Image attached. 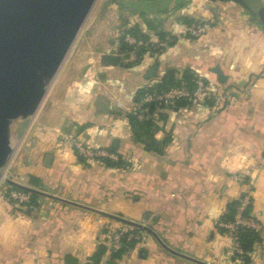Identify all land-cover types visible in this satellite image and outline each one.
I'll use <instances>...</instances> for the list:
<instances>
[{"label":"crops","instance_id":"1","mask_svg":"<svg viewBox=\"0 0 264 264\" xmlns=\"http://www.w3.org/2000/svg\"><path fill=\"white\" fill-rule=\"evenodd\" d=\"M181 1L187 3L167 0L163 11L128 14V24L155 39L182 34L186 20H206L211 28L204 36L179 35L155 57L129 66L117 26L91 56L61 68L7 166L11 180L39 194L34 208L6 200L0 184V264H92L96 255L107 264H202L167 250L157 236L204 264H245L218 225L228 205L244 196L261 235L248 264H264V26L235 2ZM105 52L121 54L128 66L103 64ZM155 60L157 75L172 68L180 78L191 70L223 89L226 100L156 107L153 135L133 128L129 110L136 91L153 81L146 73ZM216 65L227 75L224 84L211 71ZM71 136L106 149L117 138L112 149L127 166L80 156ZM114 216L157 236L141 228L145 236L112 259L111 231L127 223Z\"/></svg>","mask_w":264,"mask_h":264},{"label":"water","instance_id":"2","mask_svg":"<svg viewBox=\"0 0 264 264\" xmlns=\"http://www.w3.org/2000/svg\"><path fill=\"white\" fill-rule=\"evenodd\" d=\"M96 1L0 0V180L14 155L19 125L31 120L39 110ZM258 16L264 26V7L259 9ZM140 54L141 50L135 53L137 58ZM100 60L109 66H128L118 53L105 52L101 54ZM158 66V60L150 65L147 79L157 76ZM211 71L216 74L218 83L226 82L227 75L220 65L212 67ZM118 141L115 138L111 147L117 149ZM8 182L36 191L11 179ZM53 197L74 206L101 212L70 199ZM114 217L157 236L142 224ZM157 239L172 253L204 264L172 250L159 236ZM104 248V244H100L98 254L101 255Z\"/></svg>","mask_w":264,"mask_h":264},{"label":"built area","instance_id":"3","mask_svg":"<svg viewBox=\"0 0 264 264\" xmlns=\"http://www.w3.org/2000/svg\"><path fill=\"white\" fill-rule=\"evenodd\" d=\"M211 24L206 20H195L192 23L186 24L182 34H170L163 38H136L126 30L120 31V37H123L132 50L131 56L137 58L135 53L137 50L145 49L148 52H152L156 55V52H161L171 43H173L179 35L183 37H195L199 38L204 36ZM227 98V95L220 87L214 86L211 82L202 78H197L195 85L190 88L186 85L170 88L169 90L162 92L146 93L140 101L133 102L129 114L136 116L140 120L148 118V103H160L165 106L174 105L176 102L185 100L190 104H201L218 102L223 103ZM69 142L76 148L77 153L80 156H84L89 159H101L109 158L111 160H118L119 156L116 152L110 151L106 148L95 147L87 144L82 138L69 137ZM236 179H240L235 177ZM5 180H8L5 178ZM8 182V181H7ZM6 196L9 201H16L19 203L28 204L30 208H34L31 202V196L29 193L23 191H17L10 189L9 186L5 188ZM249 204V197L244 196L240 204L236 208L235 218L232 221H219L218 225L226 229L225 233L231 238L233 242V248L235 253L241 254L242 250L239 243V230L242 227H248L255 230H259V224L253 218L245 217L243 211ZM145 236V233L138 226L133 224H123L120 227L113 229L110 234V241L108 245L109 254L119 250L125 241L138 240L140 241ZM99 264H107L106 261H99Z\"/></svg>","mask_w":264,"mask_h":264},{"label":"trees","instance_id":"4","mask_svg":"<svg viewBox=\"0 0 264 264\" xmlns=\"http://www.w3.org/2000/svg\"><path fill=\"white\" fill-rule=\"evenodd\" d=\"M115 3L121 7H127L128 6V2L127 0H114ZM143 0H132V3H140ZM154 0H148V2H152ZM212 1H221V2H235L238 3L239 5H241L242 7H244V9L249 13V15L254 18V19H258V10L261 7V2L260 0H212ZM187 3V1H181L179 0L177 6H183ZM167 5V4H166ZM166 5H163L162 7H158L157 9H154L156 11H163L166 8ZM146 10H144L143 12H140V15H145ZM195 20H186V23H192ZM124 30H126L128 33H130L131 35H133L136 38H143V39H148V36L146 34H144L142 32V29L140 27L139 24H128L125 22L124 25ZM161 37H163V35H161ZM120 42H121V53H123L125 56L129 55L132 47L124 41L123 37H120ZM147 50L145 49H141V54L138 58H136L134 60V64L138 63L141 60L142 57V53L145 52ZM160 53V52H156V55ZM155 55V56H156ZM129 66H132V64L130 63ZM196 77L194 76L193 72L191 70H185L183 75L179 78L176 76V71L172 68H168L164 74L162 75H157L153 81H151V83H148L147 85L139 88L136 91L135 94V101H140L141 98L146 94V93H152V92H162V91H166L169 90L170 88L173 87H177V86H181V85H186L187 87L192 88L195 85L196 82ZM190 103H188L185 100H181L176 102L174 105H170V106H165L164 104H158V103H148V118L144 119V120H140L138 119L136 116L132 115V114H128V119L131 123V125L133 126V128H137V130H144L145 133L149 136V135H153V131L155 130V124L153 122V116L156 113V107H179V106H185L188 105ZM150 145V144H149ZM151 149L152 148V143L150 145ZM110 151L116 152L114 149L112 148H108ZM117 153V152H116ZM118 154V153H117ZM119 159L118 160H111L109 158H101L99 159L100 161H102L105 165H107L108 167H118V168H122L124 165L127 166V164L122 160V156L120 154H118ZM30 181H32L35 184H40V181H38V179L30 176L29 178ZM10 189L13 190H17V191H23L26 193H29L31 196V202L30 204H36V200L39 196V194L35 191H31V190H27L24 188H21L17 185H13L11 184ZM240 200H235L233 202H231L228 207L226 212L222 215L221 217V221H232L235 218V214H236V208L237 206L240 204ZM243 215L245 217H249L250 218V203L246 206V208L243 211ZM220 227V226H219ZM222 231H226L225 228L220 227ZM138 229L140 230L141 228L138 227ZM142 230V229H141ZM261 241V235L260 232L258 230L252 229V228H248V227H242L239 230V243H240V248L242 250L241 254L236 253L237 256H240L242 258V260L244 261L245 264H248L250 262V256L249 253L253 251L254 246L256 243ZM136 242H138V240H130V241H125L124 244L122 245V247L113 252L112 253V259H116L119 258L124 251L126 250V248L128 247H132L136 244ZM94 262L92 264H99L100 261V257L99 256H94L93 257Z\"/></svg>","mask_w":264,"mask_h":264},{"label":"rangeland","instance_id":"5","mask_svg":"<svg viewBox=\"0 0 264 264\" xmlns=\"http://www.w3.org/2000/svg\"><path fill=\"white\" fill-rule=\"evenodd\" d=\"M127 2H128L127 7H121L117 5L114 0H97L86 23L84 24L74 45L72 46L65 62L63 63L62 67L65 64L67 66V64H69V59L71 60L74 57H80L82 59H86L87 57L91 56L90 51L91 49L94 48V45L99 44L100 40L106 41V38L113 37V31L115 30L117 26L118 27L120 26V29L124 28L125 22L126 23L129 22L127 19L128 14L131 15L132 17V13H133V15L136 17V15H140V12L144 11L143 9H147V8L157 9L158 7H162L163 5H166L167 0H154L152 2H149V4L143 5V7L141 8L136 7L137 3L133 5L132 0H127ZM101 20H105V23H101ZM84 46H85V49H84ZM79 48L82 49V51L78 50ZM147 55L155 57L154 53L145 51L142 53L141 59ZM124 57H126L124 59L127 62L131 63L132 65H137V63L134 64V60L136 58L132 57L131 54L127 56L124 55ZM51 86L49 90L51 89ZM46 97L47 95L45 96L42 104L45 102ZM29 122L30 120L23 122L22 124L19 125L17 129L18 139L22 136ZM5 178L10 179V177L7 174V167L4 171L3 177L0 180V184L2 186L1 192L3 196L5 197V199L7 200V196L5 195L7 192L5 188H7V185L10 186L11 184L7 182L8 180H5ZM14 203H19V202L14 201ZM22 207L27 209L28 205L24 204Z\"/></svg>","mask_w":264,"mask_h":264}]
</instances>
